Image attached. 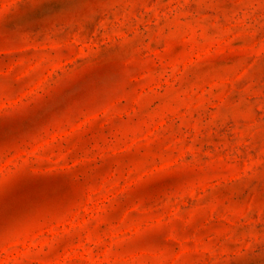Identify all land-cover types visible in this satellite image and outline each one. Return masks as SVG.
Returning <instances> with one entry per match:
<instances>
[{"label":"rangeland","instance_id":"374dc122","mask_svg":"<svg viewBox=\"0 0 264 264\" xmlns=\"http://www.w3.org/2000/svg\"><path fill=\"white\" fill-rule=\"evenodd\" d=\"M0 264H264V0H0Z\"/></svg>","mask_w":264,"mask_h":264}]
</instances>
